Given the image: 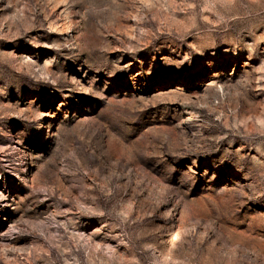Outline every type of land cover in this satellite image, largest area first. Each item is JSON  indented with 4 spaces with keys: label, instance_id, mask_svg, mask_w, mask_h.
Instances as JSON below:
<instances>
[{
    "label": "rangeland",
    "instance_id": "obj_1",
    "mask_svg": "<svg viewBox=\"0 0 264 264\" xmlns=\"http://www.w3.org/2000/svg\"><path fill=\"white\" fill-rule=\"evenodd\" d=\"M0 264H264V0H0Z\"/></svg>",
    "mask_w": 264,
    "mask_h": 264
}]
</instances>
